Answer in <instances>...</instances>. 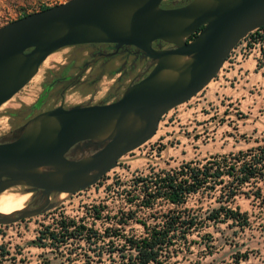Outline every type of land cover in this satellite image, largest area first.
Listing matches in <instances>:
<instances>
[{
	"label": "water",
	"instance_id": "water-1",
	"mask_svg": "<svg viewBox=\"0 0 264 264\" xmlns=\"http://www.w3.org/2000/svg\"><path fill=\"white\" fill-rule=\"evenodd\" d=\"M166 1L68 0L0 27V107L65 48L133 46L157 64L115 102L59 106L0 137V194L21 187L31 195L21 210L0 214V226L43 215L57 196L95 186L156 135L168 112L201 93L247 35L264 28V0H190L174 9L163 8ZM154 41L175 49L155 52Z\"/></svg>",
	"mask_w": 264,
	"mask_h": 264
},
{
	"label": "rangeland",
	"instance_id": "rangeland-1",
	"mask_svg": "<svg viewBox=\"0 0 264 264\" xmlns=\"http://www.w3.org/2000/svg\"><path fill=\"white\" fill-rule=\"evenodd\" d=\"M67 1L0 0V27L24 14L39 12L42 7ZM239 45L241 55L234 53L201 93L168 112L156 135L122 157L117 167L95 186L74 195L57 196L54 200L57 205L43 215L0 226V264H87L94 255L84 242V227L102 231L110 226L111 221L107 219L123 212L152 223L154 216L171 210L202 208L206 211L218 207L213 196L196 194L182 205L157 199L151 208H146L144 189L136 185V180L187 162H204L215 155L236 154L264 144V69H260V59L264 56L257 58L253 54L257 49L264 55V39L252 44L247 41L246 52L243 43ZM70 51L73 50L65 48L50 55L30 83L0 107V136L25 122L19 116L35 102L47 71L66 62ZM110 84L107 79L99 84L97 99L105 95ZM81 89L68 92V106L89 95V90L80 92ZM218 194L217 191L215 196ZM236 205L247 214L248 226L238 227L231 221L210 224L199 235L208 233L211 238L202 240L194 234L190 238L201 245H194L185 261L179 256L177 263L170 264H264V205L243 196L237 197L231 207ZM95 210L100 220L96 219ZM60 221L74 222V226L60 233ZM126 230L141 233V227L134 222ZM71 231L75 234L73 238L68 237ZM50 232L57 233L58 239H50ZM209 241L214 246L212 254L203 247Z\"/></svg>",
	"mask_w": 264,
	"mask_h": 264
},
{
	"label": "trees",
	"instance_id": "trees-1",
	"mask_svg": "<svg viewBox=\"0 0 264 264\" xmlns=\"http://www.w3.org/2000/svg\"><path fill=\"white\" fill-rule=\"evenodd\" d=\"M47 8L42 7L39 11ZM255 38L251 36V44ZM136 185L144 189L143 206L146 208H151L157 199H164L175 206L182 205L196 194L213 196L219 206L206 211L202 208L171 210L154 216L152 223L123 212L107 219L111 221L110 226L102 231L84 227V242L96 258L89 259L87 264L177 263L179 256L185 261L186 255L192 253V247L201 245L191 236L195 234L202 240L211 238L208 233L199 235L210 224L231 221L238 227L248 226L247 214L238 205L231 206L241 196L264 205V144L236 154L215 155L204 162H187L175 169L152 172L138 178ZM217 191L219 194L215 196ZM94 212L96 219L100 220L98 211ZM130 222L141 227L140 234L127 233L126 227ZM58 226L60 233H65L74 226V222L60 221ZM57 235L50 232L48 237L57 240ZM73 235L71 231L68 237L73 238ZM203 247L212 254V242L203 244Z\"/></svg>",
	"mask_w": 264,
	"mask_h": 264
},
{
	"label": "flooded vegetation",
	"instance_id": "flooded-vegetation-1",
	"mask_svg": "<svg viewBox=\"0 0 264 264\" xmlns=\"http://www.w3.org/2000/svg\"><path fill=\"white\" fill-rule=\"evenodd\" d=\"M188 3L190 0H167L163 4V8H180ZM202 28H198L188 37L186 43L192 42ZM69 48L73 51L68 53L66 62H63L55 70L47 71L35 102L27 108L28 110L23 115L19 116L25 122L10 129L4 135L15 136L21 126L41 112L59 106L70 107L66 104V97L71 90L76 91L82 88L80 92L90 91L89 95L83 96L75 105L115 102L129 86L146 78L157 65L151 57L133 46L116 47L114 44H90ZM152 49L155 52H163L173 50L175 46L162 41H154ZM105 79L109 80L111 84L105 95L97 99L99 84ZM28 204L29 202L26 203V205Z\"/></svg>",
	"mask_w": 264,
	"mask_h": 264
},
{
	"label": "bare ground",
	"instance_id": "bare-ground-1",
	"mask_svg": "<svg viewBox=\"0 0 264 264\" xmlns=\"http://www.w3.org/2000/svg\"><path fill=\"white\" fill-rule=\"evenodd\" d=\"M11 189L16 191H9V189L0 194V214L7 215L21 210L30 198L29 194H21L22 189L19 187ZM63 196L64 194L61 195Z\"/></svg>",
	"mask_w": 264,
	"mask_h": 264
},
{
	"label": "built area",
	"instance_id": "built-area-1",
	"mask_svg": "<svg viewBox=\"0 0 264 264\" xmlns=\"http://www.w3.org/2000/svg\"><path fill=\"white\" fill-rule=\"evenodd\" d=\"M258 35H257V34ZM252 35H254V37H256L255 39L256 40H260L261 38L262 39H264V31L263 30H261V29H259V30H256V31H254V32H252V33H250L249 35H247L240 43H243V50L246 52V44H247V41H250L251 40V36ZM259 36V37H258ZM240 50H241V48H240V45H238L232 52H231V54H230V56H229V58H228V60H230L231 58H232V55L234 54V53H238L239 55H241V53H240Z\"/></svg>",
	"mask_w": 264,
	"mask_h": 264
},
{
	"label": "crops",
	"instance_id": "crops-1",
	"mask_svg": "<svg viewBox=\"0 0 264 264\" xmlns=\"http://www.w3.org/2000/svg\"><path fill=\"white\" fill-rule=\"evenodd\" d=\"M253 54H255L257 58H262V56H264L263 53H262V51H261V50L258 51L257 49H254ZM253 54H251V55H253ZM253 57H254V56H250V59H251V58L254 59ZM260 60L262 61V67H261L260 69H264V59L262 58V59H260ZM254 62H255V63H258L257 60H254ZM254 66H255V64H254Z\"/></svg>",
	"mask_w": 264,
	"mask_h": 264
}]
</instances>
